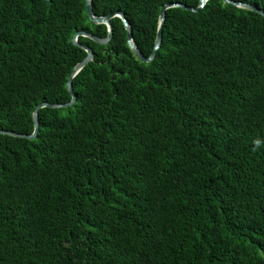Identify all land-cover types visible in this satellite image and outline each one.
Listing matches in <instances>:
<instances>
[{
	"label": "trees",
	"instance_id": "obj_1",
	"mask_svg": "<svg viewBox=\"0 0 264 264\" xmlns=\"http://www.w3.org/2000/svg\"><path fill=\"white\" fill-rule=\"evenodd\" d=\"M174 3L198 0H91L144 57ZM164 15L151 62L116 17L107 44L79 37L74 104L0 135V264H264V18ZM77 31L107 36L84 0H0V130L70 101Z\"/></svg>",
	"mask_w": 264,
	"mask_h": 264
},
{
	"label": "water",
	"instance_id": "obj_2",
	"mask_svg": "<svg viewBox=\"0 0 264 264\" xmlns=\"http://www.w3.org/2000/svg\"><path fill=\"white\" fill-rule=\"evenodd\" d=\"M209 0H198V5L196 7H188L186 5L180 4V3H174V4H169L166 6H163L160 9V13H159V17H158V29L156 31V35H155V39H154V45H153V49L151 54L148 57H144L141 52L139 51L137 45L135 44V42L132 39V30L131 27L127 21V19L125 18V16L120 13V12H114L112 14L106 15V16H95L92 13V6H91V0H84L85 2V12L86 15L89 19V21L93 24H103L106 26L107 29V36L105 38H101L98 37L96 35H93L87 31H77L72 39H71V43L77 47H79L80 49H82L85 52V57L83 58V60L78 63L72 70V72L70 73V75L68 76L67 82H66V90L68 92V94L70 95L71 99L68 103L65 104H55V103H41L39 104L33 111L32 113V122H33V132L30 135H22V134H17L14 132H9V131H3L0 130V135H8V136H12V137H18V138H25V139H34L36 137L39 125H38V110L42 109V108H48V109H60V108H68L71 107L75 100L76 97L73 93L72 90V80L73 78L82 70V68L88 64L89 62H91L93 60V53L91 51V49L85 45H82L78 42V38L79 37H85L90 39L91 41L100 44V45H105L108 43V41L111 38L112 35V26L110 23V19L116 17L118 19L121 20L123 27L126 31V44L128 46V48L130 49V51L132 52L133 56L138 59L140 62L142 63H147V62H151L156 54V51L159 49L160 44H161V40H162V25L164 22V11L168 8H181L190 12H199L204 6L205 4L208 2ZM223 3L232 5L238 9H243L246 11H251L254 13L259 14L260 16H262L264 18V12L260 9H258L257 7H255L254 5L248 4V3H241V2H237L234 0H222Z\"/></svg>",
	"mask_w": 264,
	"mask_h": 264
},
{
	"label": "clouds",
	"instance_id": "obj_3",
	"mask_svg": "<svg viewBox=\"0 0 264 264\" xmlns=\"http://www.w3.org/2000/svg\"><path fill=\"white\" fill-rule=\"evenodd\" d=\"M257 143H259V142L257 141Z\"/></svg>",
	"mask_w": 264,
	"mask_h": 264
}]
</instances>
